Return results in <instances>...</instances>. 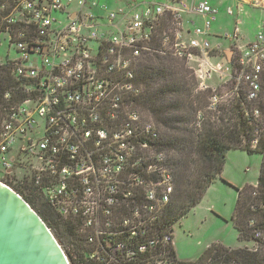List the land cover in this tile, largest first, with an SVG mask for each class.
Here are the masks:
<instances>
[{"label":"built area","instance_id":"obj_1","mask_svg":"<svg viewBox=\"0 0 264 264\" xmlns=\"http://www.w3.org/2000/svg\"><path fill=\"white\" fill-rule=\"evenodd\" d=\"M0 11L18 54L16 77L33 88L1 125V180L27 158V180L50 208L91 230L89 244H111L101 239L111 232L109 217L120 215L144 185L141 174L151 175L144 194L148 212L172 192L162 156L148 146L157 131L132 107L135 61L144 53L185 61L196 91L210 94L209 112L241 99L250 149L264 144V22L252 43L232 45L228 59L215 62L223 49L207 38L218 11L205 0H13L0 3ZM225 37L233 41L236 33ZM255 223L251 219L249 227ZM142 224L131 226L130 237ZM257 231L254 238L264 241Z\"/></svg>","mask_w":264,"mask_h":264},{"label":"trees","instance_id":"obj_2","mask_svg":"<svg viewBox=\"0 0 264 264\" xmlns=\"http://www.w3.org/2000/svg\"><path fill=\"white\" fill-rule=\"evenodd\" d=\"M4 14L0 11V34L9 32ZM133 77L138 94L132 107L154 125L157 138L153 143L148 140V146L162 156L161 167L171 177L172 192L166 203L152 204L154 210L147 211L149 202L144 194L151 175L141 174L144 185L134 192L133 199L122 204L120 215L109 217L111 232L101 239L109 237L111 244H89L91 230L80 229L79 219L64 217L50 208L33 182L8 175L0 180L30 206L58 242L67 241L65 247L59 245L70 264H188L176 257L172 246L174 225L199 205L220 178L229 151L257 153L263 160L256 185L235 189L231 222L241 246L211 245L191 264H264V241L254 238L256 228L264 233V144L260 149H250L251 131L248 118L242 114L241 99L220 107L217 114L209 112V92H197L195 75L186 62L169 54L144 53L136 58ZM30 86L16 77L14 62L0 60V128L29 97L26 89L32 90ZM200 114L202 119L198 120ZM136 209L138 217L132 212ZM251 219L255 227H249ZM125 221L128 224L124 225ZM140 221L143 224L137 236L130 237L131 226ZM151 240L154 246L149 244Z\"/></svg>","mask_w":264,"mask_h":264},{"label":"rangeland","instance_id":"obj_3","mask_svg":"<svg viewBox=\"0 0 264 264\" xmlns=\"http://www.w3.org/2000/svg\"><path fill=\"white\" fill-rule=\"evenodd\" d=\"M98 1L112 4L117 0ZM58 17L61 18L60 15ZM209 41L215 44L219 40L209 38ZM223 44L225 47L227 46L225 41ZM17 59L18 54L14 47L10 46L8 36L1 34L0 60L15 62ZM215 62H222V60L216 59ZM262 160L260 154L247 153L240 149L231 150L227 153L220 178L206 191L199 205L173 227L172 246L180 261L188 264L194 263L207 247L214 244L231 248L241 246L237 241V234L231 222L236 204L235 189L243 188L246 185H256ZM29 164L28 159L23 158L21 166L8 176L28 178L30 174V170L27 169ZM65 241L59 239L61 245H64ZM59 242L57 241L58 245ZM65 245H67V241Z\"/></svg>","mask_w":264,"mask_h":264},{"label":"water","instance_id":"obj_4","mask_svg":"<svg viewBox=\"0 0 264 264\" xmlns=\"http://www.w3.org/2000/svg\"><path fill=\"white\" fill-rule=\"evenodd\" d=\"M0 264H70L40 217L1 182Z\"/></svg>","mask_w":264,"mask_h":264},{"label":"crops","instance_id":"obj_5","mask_svg":"<svg viewBox=\"0 0 264 264\" xmlns=\"http://www.w3.org/2000/svg\"><path fill=\"white\" fill-rule=\"evenodd\" d=\"M188 3L191 1L198 2L200 0H185ZM215 8L218 13L215 21L212 23L209 38L219 40L214 45H220L223 52L219 54V60L225 62L229 57V51L232 45L244 47L252 43L256 34L260 30L261 24L264 22V0H205ZM228 10L230 13H228ZM197 25H200L201 18L189 16ZM190 29L189 25H185ZM236 33V38L230 41L225 36ZM191 36H193L191 34ZM200 38V37H199ZM201 39V38H200ZM203 39V38H202ZM201 39V40H202ZM223 41L227 43L225 47ZM247 41V42H245Z\"/></svg>","mask_w":264,"mask_h":264}]
</instances>
